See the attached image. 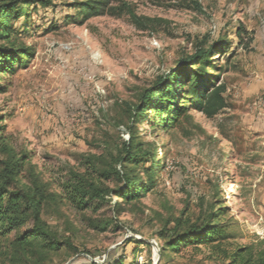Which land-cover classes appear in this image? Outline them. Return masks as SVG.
Wrapping results in <instances>:
<instances>
[{"label": "rangeland", "instance_id": "obj_1", "mask_svg": "<svg viewBox=\"0 0 264 264\" xmlns=\"http://www.w3.org/2000/svg\"><path fill=\"white\" fill-rule=\"evenodd\" d=\"M43 1L20 38L35 59L0 79L7 143L31 157L54 193L71 171L99 178L93 166L108 169L129 130L157 148L163 169L137 204L107 198L84 213L67 201L48 204L43 219L77 253L64 248L45 262L23 264H224L214 248L183 247L162 259L150 245L155 241L161 252L183 214L198 223L211 206L225 210L222 223L232 232L223 250L264 249V0H118V16L86 22L76 8L81 0ZM24 23L15 28L21 32ZM218 42L229 46L221 60L227 111L214 120L192 114L171 133L134 119L145 90L198 46Z\"/></svg>", "mask_w": 264, "mask_h": 264}, {"label": "trees", "instance_id": "obj_2", "mask_svg": "<svg viewBox=\"0 0 264 264\" xmlns=\"http://www.w3.org/2000/svg\"><path fill=\"white\" fill-rule=\"evenodd\" d=\"M117 1L81 0L76 8L86 22L103 16H118L122 6L115 7ZM36 3L47 6L43 0H0V79L16 76L35 59L34 48L21 43L20 38L28 33ZM125 6L123 4V8ZM21 18L25 23L20 32L15 23ZM134 20L141 24L135 16ZM242 33L244 30L240 28L237 34L241 37ZM228 47L226 42L208 48L198 46L192 56L180 59L175 69L144 91L134 119L138 123H148L152 130L171 133L190 121L192 114L214 120L227 111L230 105L223 79L227 68L222 66L221 60L228 53ZM2 121L0 116V257H5L6 262H45L64 248L77 253L72 243L61 241L43 219L48 204L67 201L78 213L97 211L108 203L107 198H116L118 206L132 205L139 203L158 184L163 162L158 159L157 148L138 142V137L129 130V140L118 148L108 169L101 170L93 164L99 178L71 171L63 186H59V192H51L50 184L41 179L30 163L31 157L16 152L7 143ZM103 181L112 182L115 188L106 186ZM210 209L207 217L198 223L185 221L182 215L175 232L165 238L160 252L162 259L167 251L177 253L183 247L203 246L219 251L224 264H264V249L257 251L256 246L237 248L233 252L221 248L232 239V232L222 223L225 210L214 206ZM184 225L186 229L181 230Z\"/></svg>", "mask_w": 264, "mask_h": 264}, {"label": "crops", "instance_id": "obj_3", "mask_svg": "<svg viewBox=\"0 0 264 264\" xmlns=\"http://www.w3.org/2000/svg\"><path fill=\"white\" fill-rule=\"evenodd\" d=\"M262 134H261V140H262V144L264 145V127H263V129H262ZM261 192H262V194H261V203H262V205L264 206V185H263V187H261Z\"/></svg>", "mask_w": 264, "mask_h": 264}, {"label": "water", "instance_id": "obj_4", "mask_svg": "<svg viewBox=\"0 0 264 264\" xmlns=\"http://www.w3.org/2000/svg\"><path fill=\"white\" fill-rule=\"evenodd\" d=\"M150 245L154 247V250L156 252V255L155 256H160V250L157 246V243L155 241H151L150 242ZM157 264V263H156Z\"/></svg>", "mask_w": 264, "mask_h": 264}, {"label": "built area", "instance_id": "obj_5", "mask_svg": "<svg viewBox=\"0 0 264 264\" xmlns=\"http://www.w3.org/2000/svg\"><path fill=\"white\" fill-rule=\"evenodd\" d=\"M261 103V106H263L264 107V101H260ZM258 105V104H257ZM155 252V251H154Z\"/></svg>", "mask_w": 264, "mask_h": 264}]
</instances>
